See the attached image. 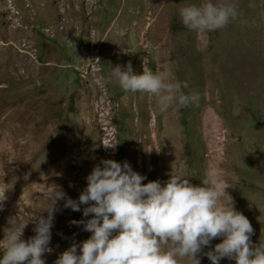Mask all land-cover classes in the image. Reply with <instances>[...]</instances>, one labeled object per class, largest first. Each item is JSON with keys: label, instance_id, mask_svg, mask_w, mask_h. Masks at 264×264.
<instances>
[{"label": "rangeland", "instance_id": "obj_1", "mask_svg": "<svg viewBox=\"0 0 264 264\" xmlns=\"http://www.w3.org/2000/svg\"><path fill=\"white\" fill-rule=\"evenodd\" d=\"M173 258L264 264V0H0V264Z\"/></svg>", "mask_w": 264, "mask_h": 264}, {"label": "bare ground", "instance_id": "obj_2", "mask_svg": "<svg viewBox=\"0 0 264 264\" xmlns=\"http://www.w3.org/2000/svg\"><path fill=\"white\" fill-rule=\"evenodd\" d=\"M205 128L208 130L210 128V126L213 124L212 120L209 118V116H207V118L205 119ZM223 158V157H222ZM222 160V159H220ZM217 167H220V163L219 161L215 164ZM32 193V192H31ZM232 203V202H231ZM220 208V207H217ZM221 212H223V209L220 210ZM224 213V212H223ZM226 213V212H225ZM227 214V213H226ZM225 216V215H223ZM229 221H231V216L227 217ZM226 218V219H227ZM227 220V221H228ZM162 221V220H161ZM158 223V221H156V219H154L153 224L151 225L152 227H155V225ZM160 225V224H159ZM229 225V224H228ZM233 225V224H232ZM157 226V225H156ZM234 227V226H232ZM166 234H168L166 232ZM166 234H158L157 238H154V241L156 243V247H158V245L160 244V241L162 238L165 237ZM176 234H174V231L171 233L170 238L171 240H173L175 242V244L177 245V238L180 240V242L182 244H184L185 247H189L191 250L192 255H196L198 253L199 247H200V242H199V237L198 235H196V233L192 230L191 227L185 225L184 223H180L179 227L176 229ZM177 236V237H176ZM131 237V236H130ZM155 237V236H154ZM169 237V236H168ZM183 246V247H184ZM181 247V250H184V248ZM19 252L14 254L16 257L18 256ZM169 264H182L180 260H176L175 258L171 259Z\"/></svg>", "mask_w": 264, "mask_h": 264}, {"label": "built area", "instance_id": "obj_3", "mask_svg": "<svg viewBox=\"0 0 264 264\" xmlns=\"http://www.w3.org/2000/svg\"><path fill=\"white\" fill-rule=\"evenodd\" d=\"M103 124H104L105 129H107L109 127V125H107L108 124L107 121L105 120V115H104ZM111 149H112V146L109 147V150H111Z\"/></svg>", "mask_w": 264, "mask_h": 264}]
</instances>
